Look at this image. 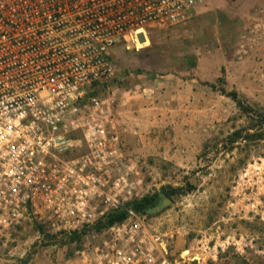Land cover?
Returning <instances> with one entry per match:
<instances>
[{"label":"built area","instance_id":"obj_1","mask_svg":"<svg viewBox=\"0 0 264 264\" xmlns=\"http://www.w3.org/2000/svg\"><path fill=\"white\" fill-rule=\"evenodd\" d=\"M204 4L0 0V264L27 222L54 236L90 232L52 264H177L147 215L128 207L149 188L122 138L112 51L139 44L148 27L185 24ZM257 11L264 16V1ZM119 210L124 220L95 228ZM181 257L197 260L190 250Z\"/></svg>","mask_w":264,"mask_h":264},{"label":"rangeland","instance_id":"obj_2","mask_svg":"<svg viewBox=\"0 0 264 264\" xmlns=\"http://www.w3.org/2000/svg\"><path fill=\"white\" fill-rule=\"evenodd\" d=\"M263 1L214 0L216 9L208 16H191L171 28L148 27L140 44L122 43L112 51L119 71L131 75L135 85L191 70L198 57L207 62L202 70L209 76L213 67L208 61L221 67L211 81L199 82L203 98L211 101L194 125L199 136L185 135L191 124L183 125L174 112L167 117L161 112L167 123H161L165 127L157 134L156 115L150 113L149 135L159 136L158 142L147 161L131 152L145 172L147 196L157 199L156 207L145 213L148 222L167 239V256L177 264H183L181 256L188 250L197 260L185 264H264V58L259 57L258 74L252 60H246L264 46L252 35L264 30L258 21L264 16L257 11ZM223 91L237 92L242 107ZM187 149L188 165L183 167L181 155ZM87 233L72 240L27 222L7 244L22 246L23 258L17 257L21 250H13L5 257L10 262L3 264H34L37 253L42 264L54 249L65 248L70 255Z\"/></svg>","mask_w":264,"mask_h":264},{"label":"crops","instance_id":"obj_3","mask_svg":"<svg viewBox=\"0 0 264 264\" xmlns=\"http://www.w3.org/2000/svg\"><path fill=\"white\" fill-rule=\"evenodd\" d=\"M207 1V6L203 9H196L192 17H197L198 15L202 17L207 13L215 11L216 7L213 4L214 0ZM258 21L262 22L260 26L264 28V18ZM252 35H254L253 40L257 44H262L264 42V30L261 29V32L255 34L252 32ZM263 52L264 46L260 48L259 52L256 51L252 55H249V57H246V60L250 59L254 63L252 66L254 74H258L260 71L259 67L261 63L258 61L260 59L259 57L264 58ZM205 63L207 62L202 57H198L194 63L193 69L186 70L178 75H162L158 80L154 79L150 85H135L131 80V75L125 76L122 74L123 72H118L111 85L116 89L114 104L119 115L122 138L130 152L134 151L139 157L146 161L149 155L152 154L151 147H154L155 143L158 142L159 136L151 137L149 135L152 130H148L147 124L149 121L147 120V115L150 113L156 115L153 123L155 127H157V129L154 130L157 134H159L160 129H164L165 127V125L161 123H167V120L161 118L160 115L163 113L165 117H167L168 112H174L178 118H181L180 121L183 125L187 123L191 124L190 129H186L185 135H189L188 133L190 132L192 137L199 136V133L194 131V129H196L194 125H197L199 122L201 108L211 105V101H206L203 98L205 89L199 82L201 80L211 81L212 75L218 74L221 69L217 62L211 63L208 61V65L213 67V70L210 71L212 75L209 76L208 74L210 73L207 74L202 70ZM206 76L209 77L207 78ZM121 80L124 81L122 84H120ZM183 152L185 154L181 155V165L186 167L188 164H185L187 163V158L185 157L190 150L187 149ZM23 249L22 246H9L5 252L8 253L7 257H9L13 250H21L17 257L22 259L24 255ZM65 257V248L58 250L54 249L52 253L51 251L49 252L42 264H52L53 261H61L64 260ZM6 262H10L8 258ZM33 263L41 264L38 253L34 255Z\"/></svg>","mask_w":264,"mask_h":264},{"label":"trees","instance_id":"obj_4","mask_svg":"<svg viewBox=\"0 0 264 264\" xmlns=\"http://www.w3.org/2000/svg\"><path fill=\"white\" fill-rule=\"evenodd\" d=\"M211 87L214 88V86H211ZM222 94L226 95L227 97H230L231 99H233L237 103V105L239 107H242V104L239 100V96H238L237 92H235V91H232V92L223 91ZM156 205H157L156 196H151V197L146 196V197L142 198L141 200L131 202L130 204H128V207L131 208L132 210L136 211V212L149 213L150 210H153L156 207ZM126 217H127L126 211H124V210L115 211V212L107 215L103 221H100L99 223H97L95 225V228L98 230H101L104 227H107V226H109L115 222H119V221L124 220ZM70 238L72 240H76V239H79V236L74 234V235L70 236Z\"/></svg>","mask_w":264,"mask_h":264},{"label":"bare ground","instance_id":"obj_5","mask_svg":"<svg viewBox=\"0 0 264 264\" xmlns=\"http://www.w3.org/2000/svg\"><path fill=\"white\" fill-rule=\"evenodd\" d=\"M141 42V41H140ZM140 42H139V44H140Z\"/></svg>","mask_w":264,"mask_h":264}]
</instances>
